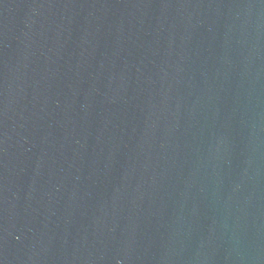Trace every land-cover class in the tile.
<instances>
[{"label":"water","instance_id":"1","mask_svg":"<svg viewBox=\"0 0 264 264\" xmlns=\"http://www.w3.org/2000/svg\"><path fill=\"white\" fill-rule=\"evenodd\" d=\"M0 264H264V0H0Z\"/></svg>","mask_w":264,"mask_h":264}]
</instances>
